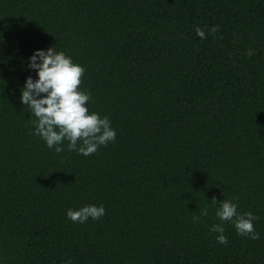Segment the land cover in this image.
Wrapping results in <instances>:
<instances>
[{
    "label": "trees",
    "instance_id": "1",
    "mask_svg": "<svg viewBox=\"0 0 264 264\" xmlns=\"http://www.w3.org/2000/svg\"><path fill=\"white\" fill-rule=\"evenodd\" d=\"M49 47L116 130L87 157L47 148L20 103ZM213 199L251 212L259 239ZM89 204L105 215L66 217ZM68 260L264 264V0H0V264Z\"/></svg>",
    "mask_w": 264,
    "mask_h": 264
},
{
    "label": "clouds",
    "instance_id": "2",
    "mask_svg": "<svg viewBox=\"0 0 264 264\" xmlns=\"http://www.w3.org/2000/svg\"><path fill=\"white\" fill-rule=\"evenodd\" d=\"M195 31L199 38L206 39L203 29L197 27ZM209 31L215 33L217 26ZM27 68L35 72L36 78H25L20 103L30 108L31 115L37 118L33 134L39 136L47 148L59 154L64 151L63 144L67 141L69 151L87 157L101 145L107 146L109 142L115 141L116 130L111 127L109 118L89 112L90 93L80 87L85 72L83 66L74 63L63 51L49 47L35 50L28 58ZM217 203L219 207L215 214L220 221L232 222L238 235L259 239L253 224L256 217L251 212L239 214L238 205L230 200ZM105 212L103 205L89 204L75 210L69 208L66 217L74 223L83 224L89 218L100 219ZM202 214L207 215V209ZM210 231L217 233V243L227 244L228 238L224 235L222 223L213 225ZM66 264H72L71 260L66 261Z\"/></svg>",
    "mask_w": 264,
    "mask_h": 264
}]
</instances>
